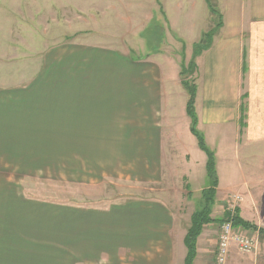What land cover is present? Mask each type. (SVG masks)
<instances>
[{
  "label": "crops",
  "instance_id": "0c3cea01",
  "mask_svg": "<svg viewBox=\"0 0 264 264\" xmlns=\"http://www.w3.org/2000/svg\"><path fill=\"white\" fill-rule=\"evenodd\" d=\"M230 9V18L221 14L222 28L199 57L202 72L195 79L197 129L206 144L209 139L215 141L216 150L219 142L230 139L234 147L247 144L253 146L247 152H257L239 164L249 165L244 185L224 184L215 162L214 206L218 207L228 193H248L254 210L246 218L264 230V183L252 169L255 158L264 156L258 152L264 147V27L257 24L264 20V14H257L261 17L258 21L248 19L244 26L239 5ZM174 12L181 17L183 13L186 21L192 19L181 2ZM8 18L9 14L0 12V38L10 34L2 22ZM177 18L175 15L170 24L178 38L176 43L197 42L207 32L198 31L196 26L190 29V25L178 33ZM70 48V59L50 65L48 58L28 85L0 88V179L4 187L8 188L4 176L10 173V166L29 178L41 174L44 180H82L83 176L75 175L85 174L83 165L101 164L96 160L102 156L112 160L111 149H119L121 164L126 166L120 178L126 183H161V173L170 160L174 173L176 167L183 169L184 182L178 191L186 192L187 197L194 193L190 186L197 180L196 165L203 164V187L196 189L202 200L209 185L206 156L194 148L196 139L186 114L188 95L179 79L181 61L156 53L128 57L81 43ZM45 114H50L45 121L54 123L39 125L32 119ZM67 147L73 153L71 159L63 160L61 149ZM260 164L264 173V159ZM16 191L11 190L13 199L2 214L7 215L8 229L14 234L12 244L0 240L4 264H184V239L196 210L186 217L180 204L147 197H127L106 207L73 206L24 200ZM2 210L1 205L0 213ZM215 226L219 225L202 229L193 264H211L206 253ZM16 228L19 235H15ZM248 233L264 244V235ZM255 251L240 254L232 247L227 264H264Z\"/></svg>",
  "mask_w": 264,
  "mask_h": 264
},
{
  "label": "rangeland",
  "instance_id": "374dc122",
  "mask_svg": "<svg viewBox=\"0 0 264 264\" xmlns=\"http://www.w3.org/2000/svg\"><path fill=\"white\" fill-rule=\"evenodd\" d=\"M2 1L0 0V12L6 15L9 14V18L2 22L8 25L10 34L0 38V88H13L21 84L28 85L30 80L39 74L41 68L45 67L43 63L45 60L50 58L49 64L51 65L64 58L66 60L70 59L72 55L70 46L78 43L95 46L97 50L107 49V51H117V54L121 52L128 57L138 56L141 58L146 56L147 53L166 55L173 60L181 61L180 65L190 70V62L195 58L193 46L199 42L200 38L194 43L184 44L179 41L182 46L179 42L176 43L175 41L178 38L171 30L170 25L174 23L175 15L179 17L177 18L179 28L176 27L178 33H180L181 29H188L190 25H192L190 29L196 26L198 31L205 29V31H209L217 22V17H213L210 14L205 0ZM208 1L214 9L227 18H230L231 15L230 7L239 5V13L242 20H244V26L247 25L248 19L253 21V18H255L258 21L261 17H258L257 14H264L263 0ZM236 1H238V4H236ZM177 2L182 3L184 10L187 12L186 14L192 18L191 20L187 19L186 21L183 18V13L181 17L178 12H174ZM257 24L264 27V20L257 22ZM195 37L197 38V33ZM53 49H57L56 54L53 53L51 56L48 55L49 57H46L47 53ZM200 56L193 60V74L185 77L190 83L197 78V73L201 75L202 60H199ZM199 61L200 68L198 71L197 64ZM45 65L48 66L47 63ZM179 79L181 80L180 73ZM48 115L50 114H45L41 117L35 116L32 119L40 122L36 123L39 125L54 123L45 121V116L48 117ZM189 145L187 141V146L190 150ZM207 145L213 152H217L215 162H217V168L220 171L223 183L228 182V185L241 183V185H244V181L248 180L249 177L250 172L247 170L249 165L243 164V167L239 166V164L246 162L245 156L257 155V152L254 151L251 153L247 152L253 150V146L242 144V147H234L230 139H224L221 143L219 142L218 150L215 148V141L209 139ZM194 148L202 153L198 149L196 141H194ZM112 151V160L102 156V161L96 160L101 164L83 165L85 174L75 175L77 177L83 176L82 180H44L41 174L32 175L29 178L24 171L16 168L13 170L12 166H10V173H6L4 176V178L6 177L4 181L8 188L4 187V182L0 179V193H3L0 196V206L2 205L3 207L0 213V221L4 222L0 226V240L4 242L10 241V244L13 241L12 236L14 234L11 232L12 230L8 229L9 221L8 218L6 219L7 215H2L6 214L10 201L13 199L11 190H17L16 192L24 200L33 199L56 204L92 207H106L110 204H117L127 197H147L149 199H159L161 202L180 204L186 217L193 210L201 208V192L196 189H199L200 186L203 187V164L202 166L200 163L196 165L198 167L197 180L191 182L190 186L194 193L192 197H187L186 192L180 193L181 191H178L184 182L181 179L183 169L176 167V173H174L172 171L174 166L171 165L170 160L165 165V170L161 173L163 177L161 183L135 186L126 183L120 178L121 171L126 170V166L121 164L120 150L111 149ZM61 152L64 153L63 160L71 159V153H73L71 147L61 149ZM258 152H264V147L259 148ZM255 159L252 169L261 175L257 179L264 183V173L261 171L260 164V160H263L264 156H258ZM88 173L91 175L88 176ZM96 175L103 177L100 180L89 179ZM232 194L240 196L241 201L237 205L242 211L241 216L245 217V221L251 222L246 218V215L254 210L252 198L248 193L241 191L228 193L218 207L215 208L214 206V209L212 207L211 217L214 219L222 217L224 210L229 206ZM261 199L263 200L264 197ZM262 210H264V207ZM261 212L264 214V211ZM15 230V235H19L18 229L16 228ZM243 232L246 233L245 231ZM246 234L257 239L256 236L248 232ZM219 235L220 225L213 227L210 232V249L206 254L211 264H214L215 261L214 256ZM257 242L255 253L264 259L263 241L261 242L257 239ZM0 264H4L2 259H0Z\"/></svg>",
  "mask_w": 264,
  "mask_h": 264
},
{
  "label": "trees",
  "instance_id": "16d2710c",
  "mask_svg": "<svg viewBox=\"0 0 264 264\" xmlns=\"http://www.w3.org/2000/svg\"><path fill=\"white\" fill-rule=\"evenodd\" d=\"M210 11V14L213 17H217V22L215 26L201 34L200 40L197 44L193 46V51L195 53V58L200 56L203 52L207 51L212 44L213 37L223 26V17L222 15L212 7L208 0H205ZM193 58V60L195 59ZM190 62V70H187L185 66H181L180 78L181 85L186 91L188 95V100L186 103V114L190 120V132L195 137L198 148L205 154L206 156V174L208 178V187L202 193V206L200 209L196 210L191 216L190 227L187 230L184 245L186 247L187 253L184 260V264H193L197 249L196 243L199 235L201 234L204 226L209 224H217L221 225L225 221L231 218L232 225L235 229L240 228L246 232H258L260 235H264V230L258 229L253 224L243 220L240 216L241 210L240 208H236L232 217H230L227 209L224 210V213L221 218L213 219L211 218L212 207L215 204V195H216V187H217V177H216V168H215V154L209 149L207 146L203 134L197 129V116L195 112V95H196V86L195 80L194 82H189L185 79L186 75H192L194 67V61ZM243 115L241 114V120Z\"/></svg>",
  "mask_w": 264,
  "mask_h": 264
},
{
  "label": "built area",
  "instance_id": "2783aa9c",
  "mask_svg": "<svg viewBox=\"0 0 264 264\" xmlns=\"http://www.w3.org/2000/svg\"><path fill=\"white\" fill-rule=\"evenodd\" d=\"M240 201V196L236 194L230 196L229 206L227 207L230 217L233 216ZM243 231L240 228L235 229L233 227L231 218L220 225L214 264H227L232 247L240 254H251L256 250V239Z\"/></svg>",
  "mask_w": 264,
  "mask_h": 264
}]
</instances>
